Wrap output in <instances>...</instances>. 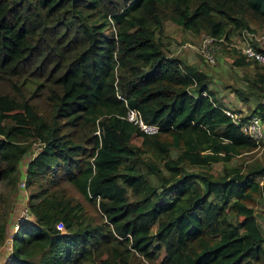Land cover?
Here are the masks:
<instances>
[{
	"label": "trees",
	"instance_id": "1",
	"mask_svg": "<svg viewBox=\"0 0 264 264\" xmlns=\"http://www.w3.org/2000/svg\"><path fill=\"white\" fill-rule=\"evenodd\" d=\"M167 20L230 40L264 29V0H0V247L40 147L5 264H264V158L231 163L256 142L168 54ZM232 55L260 69L233 91L264 124V65Z\"/></svg>",
	"mask_w": 264,
	"mask_h": 264
},
{
	"label": "rangeland",
	"instance_id": "2",
	"mask_svg": "<svg viewBox=\"0 0 264 264\" xmlns=\"http://www.w3.org/2000/svg\"><path fill=\"white\" fill-rule=\"evenodd\" d=\"M251 29L256 33H264V29L259 27ZM165 37H168L170 44L168 45V54L175 55L184 59L187 62L197 65L199 68L209 74L210 87L215 91L216 96L219 97L225 106L232 110L240 112L241 116L248 115L252 112L256 99L250 98L248 101H242L233 91V87L247 88L246 76L254 74L257 70H260L255 65L238 66L233 63L232 47H229L226 43L217 42L213 45L214 61L208 62L197 47L203 37V34L194 35L191 32L184 30L179 25L172 21H165L163 28ZM235 35L233 38H235ZM237 38L235 39V42ZM264 101V97H261ZM132 141L136 144L140 143L138 136H133ZM40 150L38 143H33L32 149L29 153L25 154L19 162L18 173L20 180L18 182V193L16 195L14 210L9 215L7 225V238L6 241L11 245L9 238H12L15 230V218L22 214L23 208H27V200L29 191L22 185V180L25 175L26 164L29 159ZM264 158V141L258 148H255L251 152L244 153L240 156H235L231 159L232 164L249 161L252 159L262 160ZM222 168L221 162H215L211 165L210 169L214 172H219ZM45 206L41 210H44ZM57 211V209H55ZM254 211L257 219L264 229V200H258L254 205ZM20 213V214H19ZM19 214V215H18ZM32 218V217H31ZM5 241V242H6ZM3 251L7 250V246L2 247ZM11 251V250H10ZM161 255V254H160ZM160 255L155 257V263L160 260Z\"/></svg>",
	"mask_w": 264,
	"mask_h": 264
},
{
	"label": "built area",
	"instance_id": "3",
	"mask_svg": "<svg viewBox=\"0 0 264 264\" xmlns=\"http://www.w3.org/2000/svg\"><path fill=\"white\" fill-rule=\"evenodd\" d=\"M236 38L237 41L235 42ZM217 42L226 43L229 47H232L231 49L240 52L246 58L255 59L257 62L264 65V33H256L253 30L243 29L235 38H231L230 40L204 34L197 49L208 62L214 61L213 45ZM225 112L231 116L234 123L239 124L240 129L245 134L249 135L256 142V148L261 146L264 141V124L258 114H252L247 119L241 120L240 112H233L230 109H225ZM126 118L132 123L137 124L140 129L146 133H155L158 130L156 124L145 122L140 112L135 108H128ZM22 185H24V179L22 180ZM31 217L32 215L28 209L23 208L22 214L19 215L15 222L14 229L16 230L21 222L31 220ZM56 227L62 229L63 225L58 222ZM9 239L11 240L12 238ZM4 245L0 247V264H5L7 262L11 252V245H5L7 246V250L3 251L2 247Z\"/></svg>",
	"mask_w": 264,
	"mask_h": 264
},
{
	"label": "crops",
	"instance_id": "4",
	"mask_svg": "<svg viewBox=\"0 0 264 264\" xmlns=\"http://www.w3.org/2000/svg\"><path fill=\"white\" fill-rule=\"evenodd\" d=\"M19 214H20V213H19ZM19 214H18V215H19ZM18 217H19V216H18ZM18 217L15 218V222L17 221ZM13 229H14V228H12V231H13ZM14 230H15V229H14Z\"/></svg>",
	"mask_w": 264,
	"mask_h": 264
}]
</instances>
